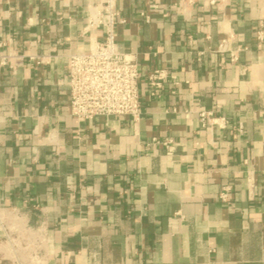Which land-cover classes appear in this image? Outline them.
I'll list each match as a JSON object with an SVG mask.
<instances>
[{"label": "crops", "instance_id": "1", "mask_svg": "<svg viewBox=\"0 0 264 264\" xmlns=\"http://www.w3.org/2000/svg\"><path fill=\"white\" fill-rule=\"evenodd\" d=\"M175 1H117L141 117L82 121L68 58L102 0H0V264H264V0Z\"/></svg>", "mask_w": 264, "mask_h": 264}, {"label": "built area", "instance_id": "2", "mask_svg": "<svg viewBox=\"0 0 264 264\" xmlns=\"http://www.w3.org/2000/svg\"><path fill=\"white\" fill-rule=\"evenodd\" d=\"M117 1L102 0L100 5L89 8L87 25L89 28H103L104 40L94 42L88 51L71 54L68 58L70 114L82 121L113 116H129L138 121L141 117L140 65L134 54L120 50L116 42ZM196 2L176 0L174 5L184 10ZM146 18L149 20V17ZM227 49L225 41L218 46L221 52ZM230 55L233 62L238 59V51H231ZM12 59H15L16 65L21 64V57L14 54L3 56L1 61L8 64ZM168 77L166 69H157L146 77V81L156 90L162 88ZM211 115L210 112L200 113L203 125L214 120ZM163 143L169 145L171 142L167 140ZM229 189L230 186L224 187L222 199H226Z\"/></svg>", "mask_w": 264, "mask_h": 264}]
</instances>
